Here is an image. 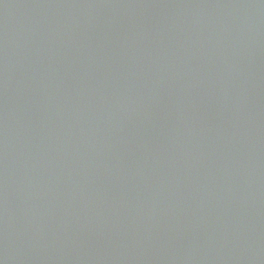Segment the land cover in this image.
I'll list each match as a JSON object with an SVG mask.
<instances>
[{
    "label": "water",
    "instance_id": "obj_1",
    "mask_svg": "<svg viewBox=\"0 0 264 264\" xmlns=\"http://www.w3.org/2000/svg\"><path fill=\"white\" fill-rule=\"evenodd\" d=\"M0 264H264V0H0Z\"/></svg>",
    "mask_w": 264,
    "mask_h": 264
}]
</instances>
